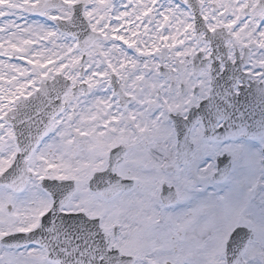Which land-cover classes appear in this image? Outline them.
I'll return each instance as SVG.
<instances>
[{"label":"snow or ice","instance_id":"1","mask_svg":"<svg viewBox=\"0 0 264 264\" xmlns=\"http://www.w3.org/2000/svg\"><path fill=\"white\" fill-rule=\"evenodd\" d=\"M0 264H264V0H0Z\"/></svg>","mask_w":264,"mask_h":264}]
</instances>
